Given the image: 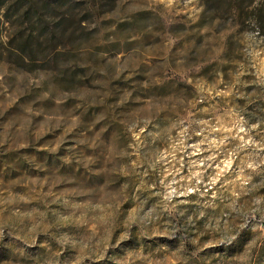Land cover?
Here are the masks:
<instances>
[{
  "label": "rangeland",
  "instance_id": "obj_1",
  "mask_svg": "<svg viewBox=\"0 0 264 264\" xmlns=\"http://www.w3.org/2000/svg\"><path fill=\"white\" fill-rule=\"evenodd\" d=\"M0 264H264V0H0Z\"/></svg>",
  "mask_w": 264,
  "mask_h": 264
},
{
  "label": "trees",
  "instance_id": "obj_2",
  "mask_svg": "<svg viewBox=\"0 0 264 264\" xmlns=\"http://www.w3.org/2000/svg\"><path fill=\"white\" fill-rule=\"evenodd\" d=\"M63 25V22H61L59 25H58V27H61Z\"/></svg>",
  "mask_w": 264,
  "mask_h": 264
}]
</instances>
